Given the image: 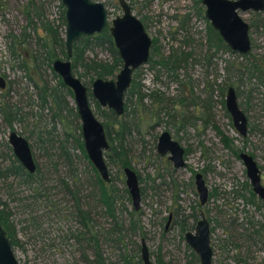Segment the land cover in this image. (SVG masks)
I'll return each instance as SVG.
<instances>
[{
  "label": "rangeland",
  "instance_id": "rangeland-1",
  "mask_svg": "<svg viewBox=\"0 0 264 264\" xmlns=\"http://www.w3.org/2000/svg\"><path fill=\"white\" fill-rule=\"evenodd\" d=\"M32 1L43 20L62 25L60 0H0V78L5 83V89L0 88V170L13 165L12 132L29 141L38 167L32 185L14 175L0 179V206L11 215L20 264H143L142 239L156 264H188L191 252L179 224L165 231V219L177 209L186 215L194 209L198 215L205 213L212 231L213 264H264V251L253 244L255 230L264 223V205L254 199L250 203L246 167L233 152L252 156L264 178V75L250 76L248 71L259 64L264 68V14L240 13L252 27V51L242 56L218 43L199 0H126L153 41L151 58L135 73L134 93L127 95L128 110L119 120L128 127L121 141L130 167L143 180L134 233L129 226L135 212L122 168L109 163L113 181L105 185L113 217L99 196L92 165L77 147L73 97L63 92L72 110L64 123L55 116V106L40 101L42 87H55L59 78L37 46L30 26L35 17ZM96 1L107 6L112 18L123 13L118 0ZM14 42L21 45L14 48ZM11 47L19 57L11 54ZM34 56L39 57L37 68ZM87 56L112 59L103 47ZM24 60L29 70L22 68ZM82 81L91 89L90 82ZM230 86L249 122L246 138L237 132L226 108ZM118 129L112 126L113 137ZM165 131L185 148V168L175 171L167 157H160L158 138ZM222 135L232 141L231 149ZM195 173H203L211 196L204 207L195 190ZM81 218L89 222V230Z\"/></svg>",
  "mask_w": 264,
  "mask_h": 264
},
{
  "label": "water",
  "instance_id": "water-1",
  "mask_svg": "<svg viewBox=\"0 0 264 264\" xmlns=\"http://www.w3.org/2000/svg\"><path fill=\"white\" fill-rule=\"evenodd\" d=\"M123 15L112 20L111 35L123 62V68L115 80L97 79L92 84V96L102 107L116 112L118 116L124 113V96L132 83L136 70L148 62L152 41L145 31L143 23L133 14L125 0H119ZM205 8V17L212 28L219 34L224 43L235 53L247 55L252 50L250 26L240 16V13L263 12L264 0H199ZM65 10V46L71 56L74 44L82 37H91L101 33L108 25V14L102 3L93 0H61ZM53 71L62 79L66 87L71 89L74 101L82 123V136L87 156L98 171L102 180L110 181L109 169L104 160V151L109 149L103 125L94 116L90 104L88 89L83 82L74 76L72 63L58 59L52 65ZM0 88L5 89V83L0 78ZM226 108L233 120L235 129L242 137L248 134V119L240 109L236 91L230 87L226 96ZM9 145L13 154L30 173L36 172V163L31 147L26 138L17 132H12ZM158 150L162 156L168 152L170 160L176 168L185 165L184 149L178 142L172 140L168 132L161 135ZM243 161L253 191L264 201V187L261 185L260 170L252 156L242 153ZM126 186L131 195L136 211L141 208V194L136 172L130 168L124 169ZM200 201L204 205L208 199L202 176H196ZM197 225L195 233L186 235V242L199 257L201 264H212L213 251L210 239V226L204 215ZM144 264H155L150 256L145 240L141 243ZM0 264H20L15 255L7 234L0 225Z\"/></svg>",
  "mask_w": 264,
  "mask_h": 264
},
{
  "label": "trees",
  "instance_id": "trees-1",
  "mask_svg": "<svg viewBox=\"0 0 264 264\" xmlns=\"http://www.w3.org/2000/svg\"><path fill=\"white\" fill-rule=\"evenodd\" d=\"M32 7V13H34L35 17L31 18L30 26H32L34 33L36 34V43L41 51V56L43 57L44 61L47 63L49 68L52 69L53 62L58 58H67L72 61V69L75 75H77L80 79L86 80V82L92 83L96 79H110L114 78L115 75L119 72V70L122 67V60L119 56L118 50L115 46L113 37L110 33V29L106 28L103 33L96 35L94 37H83L79 41H77L74 45L72 56L69 57L65 48V41H64V33H65V15H64V9L62 14V25L55 27L53 23L49 21L43 20L44 17H41L39 14L38 7L35 5V3L31 2ZM37 11V12H36ZM40 19V23H36L35 19ZM40 24V25H39ZM63 29V31H62ZM42 31L39 32V31ZM218 38V43L223 44L222 39L218 35L217 32L212 31ZM21 45V42L16 43L14 42V48L15 46ZM218 45V44H217ZM96 47H104L106 50L111 54L112 59L108 61L104 60H97V59H91L87 56V53L92 51ZM13 47H11V54L14 56L19 57V52L15 51ZM40 56V57H41ZM39 61V57L34 56L33 62L35 64V68L37 62ZM22 68L29 70V64L27 62H22ZM164 63L161 62L160 65H163ZM53 70V69H52ZM250 76H253V74L260 73L264 75V68L261 64H259L258 67H254L252 69H248ZM54 72V71H53ZM59 78V81L55 87H51L49 84H45L44 87L41 89L42 96L40 98V101L43 106L50 105L51 108L53 106L56 107V113L55 116L63 119L62 123H64V119L68 116L66 115V112L71 113L72 110L69 109V103L68 101L64 100V94L72 96V91L65 86L61 78L55 74ZM135 87V86H134ZM63 92H65L63 94ZM139 94V91L138 93ZM141 99H144L143 96L140 95V101ZM127 110V109H126ZM18 112V111H17ZM74 116L76 117L77 121L79 120L78 114L76 109L73 110ZM110 124H116L117 127H120L119 131L115 132V137L111 136V129ZM107 130L108 138L110 140V146L112 147V151L108 152L107 157H109L110 163L116 164L118 167H128L130 166V163L127 159L128 152L125 149L123 142L121 141L122 137L124 136V133L128 131V127L124 122L119 121V119L112 113L109 114L107 117V123L104 124ZM110 125V126H109ZM78 137H77V147L81 150L83 155L86 157L85 150H84V142L83 137L81 134L80 126L78 125ZM223 137V143L226 147L229 149L231 148L230 143L232 141L229 140L227 137ZM114 143V145H113ZM116 155V158L118 161H115L113 156ZM13 165L10 170L1 171L0 170V179L2 177L7 178V176L14 175L16 177L22 178V181L27 184V182H30L29 179L33 177V175L29 174L24 167L15 159L13 155ZM117 162V163H114ZM97 177V183L100 188L99 190V196L102 199L103 203L106 205L109 214L113 217H115L114 208L112 201V196L108 193V187L104 184V182L100 179L98 173L94 170L93 171V177ZM79 213L83 214L82 211H80L79 208H77ZM136 213H131V219H130V230L134 233L138 229L133 216H135ZM9 213L6 211V207L2 210H0V223L4 226L5 230L7 231V235L10 238V243L12 247H15L17 243L14 242V228L9 220ZM195 217V216H194ZM84 221L81 222L84 228L89 230V222L83 218ZM186 228L181 225V231L184 233ZM79 239V238H77ZM98 250V249H97ZM99 256V254H98ZM191 257L193 259H196V256L191 253ZM158 264H164L160 260L158 261Z\"/></svg>",
  "mask_w": 264,
  "mask_h": 264
},
{
  "label": "flooded vegetation",
  "instance_id": "flooded-vegetation-1",
  "mask_svg": "<svg viewBox=\"0 0 264 264\" xmlns=\"http://www.w3.org/2000/svg\"><path fill=\"white\" fill-rule=\"evenodd\" d=\"M94 2H98V3H102V2H99V1H96V0H93ZM126 1V0H125ZM60 2H61V0H60ZM126 3L130 6V4L126 1ZM104 6H105V9H106V12H107V14H108V25L106 26V28H109L110 29V33H111V27H112V20L113 19H115L116 17H118V16H116V17H113L112 18V16H111V14H110V12H109V10H108V8H107V6L104 4V3H102ZM118 4H119V6H120V8H121V5H120V1L118 0ZM203 6V5H202ZM131 7V6H130ZM64 9V8H63ZM131 9H132V7H131ZM121 10H122V8H121ZM122 12H123V10H122ZM132 12H133V10H132ZM253 12V11H252ZM205 13V12H204ZM255 14H264V11L263 12H254ZM134 14V13H133ZM64 15H65V10H64ZM122 15H123V13H122ZM122 15H120V16H122ZM206 18V17H205ZM139 19V18H138ZM140 20V19H139ZM141 21V20H140ZM66 22V21H65ZM144 25V24H143ZM250 26V25H249ZM254 26V25H253ZM65 27H66V23H65ZM105 28V29H106ZM144 28H145V26H144ZM251 26H250V31H251ZM104 29V30H105ZM213 29V28H212ZM103 30V31H104ZM214 30V29H213ZM103 31L101 32V33H103ZM145 31H146V29H145ZM215 31V30H214ZM216 32V31H215ZM101 33H99V34H101ZM99 34H95L94 36H96V35H99ZM148 34V33H147ZM250 34V33H249ZM219 35V34H218ZM94 36H91V37H94ZM150 37V36H149ZM83 38V37H82ZM221 38V37H220ZM151 39V38H150ZM114 40V39H113ZM64 41H65V33H64ZM151 41H152V39H151ZM223 41V40H222ZM115 43V42H114ZM223 43H224V41H223ZM75 45V44H74ZM152 46H153V41H152ZM152 46H151V48H150V55H149V59H148V62H149V60H150V58H151V51H152ZM65 48H66V46H65ZM96 48H98V47H96ZM104 48V47H103ZM73 49H74V47H73ZM95 49V48H94ZM106 49V48H105ZM118 50V49H117ZM66 51H67V49H66ZM252 51V50H251ZM72 53H73V51H72ZM118 53H119V51H118ZM235 53V52H234ZM68 54V53H67ZM237 54H239V53H237ZM241 55V54H240ZM248 55V54H247ZM69 56V55H68ZM71 56H72V54H71ZM71 56H69V57H71ZM120 56V55H119ZM242 56H246V55H242ZM58 59H62V60H67V61H70L71 63H72V61L70 60V59H67V58H58ZM58 59H56V60H58ZM55 60V61H56ZM97 60H99V59H97ZM147 62V63H148ZM54 63V62H53ZM146 63V64H147ZM146 64H144V65H146ZM53 65V64H52ZM143 65V66H144ZM142 66V67H143ZM142 67H140L139 69H141ZM122 68H123V62H122V67H121V69L119 70V72L115 75V77L114 78H110V79H103V80H115L116 79V77H117V75L120 73V71L122 70ZM53 69V68H52ZM138 69V70H139ZM138 70H136L135 72H134V74H133V77H132V83H131V85H130V88L127 90V92L125 93V96H124V113H123V115H121V116H118L117 114H116V112L115 111H113V110H111V109H109V108H107V107H102L100 104H99V102L97 101V100H95L94 98H93V96H92V84H93V82L95 81H93L92 83H90L91 84V89H89L87 86H86V84L82 81V79H80L77 75H75L74 74V72H73V69H72V72H73V74H74V76L75 77H77V78H79L82 82H83V84L87 87V89H88V96H89V104H90V108H91V110H92V112H93V114H94V116L96 117V119L103 125V127H104V131H105V135H106V138H107V141H108V145H109V149L108 150H106V151H104V160H105V162H106V166H107V168L109 169V175H110V181L109 182H105V181H103L102 180V178H101V176L99 175V173H98V171L95 169V167L92 165V163L90 162V160H89V158H88V156H87V153H86V151H85V154H86V159H88L89 160V162H90V164L92 165V173H93V171L95 170L97 173H98V175H99V177H100V179L104 182V184H110L113 180H112V177H111V171H110V161H109V157H107V154H108V152H110V151H112V147L110 146V140H109V138H108V134H107V130H106V127H105V125L104 124H106V123H103V122H101L100 120H99V118H98V116L96 115V113L94 112V109H93V107H92V102L91 101H94L95 102V104H96V107H97V109L98 110H100V113L104 116V118H106L107 119V117H108V115L109 114H114L119 120H120V118H122V117H124L125 116V114H126V112H127V110H128V106H127V103H126V99H127V95H129V94H133L134 92V89H135V73L138 71ZM56 74V73H55ZM101 79V78H100ZM62 80V79H61ZM97 80V79H96ZM230 87H233V86H230ZM229 87V88H230ZM228 88V89H229ZM234 88V87H233ZM235 89V88H234ZM71 90V89H70ZM236 91V90H235ZM228 92V91H227ZM73 93V92H72ZM137 94V93H136ZM236 95H237V93H236ZM143 97H144V95H142ZM73 99H74V96H73ZM142 100V99H141ZM240 107V106H239ZM104 109H107L108 111H107V113H109L108 115H106V110H104ZM127 109V110H126ZM241 109V108H240ZM242 110V109H241ZM76 111H77V107H76ZM77 114H78V111H77ZM245 114V113H244ZM78 117H79V114H78ZM78 125L80 126V130H81V134H82V123H81V119H80V117H79V120H78ZM111 125V126H110ZM109 126H110V129H111V136H112V126H118V125H114V124H110ZM248 130H249V122H248ZM116 131H119V129L118 130H116ZM115 131V132H116ZM165 132H168V131H165ZM238 132V131H237ZM164 133V132H163ZM162 133V134H163ZM169 133V132H168ZM239 133V132H238ZM161 134V135H162ZM170 134V133H169ZM11 135V134H10ZM125 135V134H124ZM161 135H160V137L158 138V144H157V151H158V153H159V155H160V157H162V158H164V157H167V161H168V163H169V166L171 167V168H173V170H175V171H177V170H180V169H183V168H185L186 167V160H185V158H186V150H185V148L184 147H182V145L178 142V141H176V140H174L173 139V137H172V135L170 134V136H171V138H172V140L173 141H175V142H178L179 144H180V146L184 149V151H185V153H184V156H183V159H184V162H185V165H184V167H182V168H176L175 167V165H174V162L173 161H171L170 160V157H171V154L168 152L166 155H164V156H162L161 154H160V152H159V150H158V145H159V142H160V138H161ZM248 135V134H247ZM241 136V135H240ZM10 137V136H9ZM83 137V136H82ZM113 137V136H112ZM247 137V136H246ZM246 137H243V138H246ZM29 142V141H28ZM223 142V141H222ZM30 144V143H29ZM113 145H114V143H113ZM11 147V146H10ZM30 147H31V145H30ZM232 148V147H231ZM230 148V149H231ZM84 150H85V147H84ZM13 151V150H12ZM31 152H32V154H33V151H32V147H31ZM233 152L240 158V156H241V154L242 153H245V152H238V151H236L235 149L233 150ZM114 154V153H113ZM114 156H115V154H114ZM114 156H113V158H114ZM14 157H15V155H14ZM33 158H34V155H33ZM15 159H17L16 157H15ZM241 159V158H240ZM254 159V158H253ZM255 160V159H254ZM17 161H18V159H17ZM34 161H35V159H34ZM19 162V161H18ZM243 162V161H242ZM256 162V161H255ZM20 163V162H19ZM35 163H36V161H35ZM257 163V162H256ZM21 164V163H20ZM22 165V164H21ZM257 166H258V164H257ZM125 168H130V169H132L130 166H128V167H122V171H123V174H124V169ZM259 168V167H258ZM25 169V168H24ZM26 170V169H25ZM133 170V169H132ZM260 170V169H259ZM27 171V170H26ZM28 172V171H27ZM38 172V167H37V164H36V172L34 173V174H31V175H33V177L31 178V179H29V181L30 182H27V184H34L35 183V176H36V173ZM29 173V172H28ZM30 174V173H29ZM137 174V173H136ZM201 175L202 176V178H203V181H204V184H205V186H206V188L208 189V187H207V185H206V182H205V178H204V175H203V173H195L194 174V185H195V190H196V193L199 195V192H198V186H197V182H196V176L197 175ZM124 176H125V174H124ZM137 176H138V174H137ZM161 178V177H160ZM260 178H261V185L264 187V178H263V176H262V173H261V171H260ZM125 179H126V177H125ZM138 180H139V188H140V194H141V202H142V194L144 193V189L142 188L141 189V183L143 182V180H141V178L138 176ZM93 181L95 182V183H97V177H95V174H94V177H93ZM26 184V183H25ZM98 184V183H97ZM125 184H126V180H125ZM193 185V186H194ZM250 185H251V182H250ZM107 186V185H106ZM176 186V188H177V185H175ZM126 189H127V186H126ZM143 190V191H142ZM126 192H128L129 193V191H128V189L126 190ZM108 193H109V190H108ZM249 193H250V196H251V198L249 199V201H250V203H253V199L255 200V201H259V202H261L263 205H264V201L253 191V188H252V185H251V187H250V190H249ZM109 195H110V193H109ZM129 195H130V193H129ZM238 196H239V194H238ZM130 197H131V195H130ZM210 195H209V189H208V199H207V201H206V203L204 204V205H202V203H201V201H200V205L202 206V207H204L207 203H208V201H209V199H210ZM199 199H200V196H199ZM257 202H256V204H257ZM262 205V206H263ZM4 208V206L2 207V206H0V210H2ZM263 208H264V206H263ZM133 209H134V207H133ZM141 209V208H140ZM6 211H7V208H6ZM8 212V211H7ZM134 212L136 213V212H138V211H136L135 209H134ZM9 213V212H8ZM182 213H185L184 212V210H180V212L178 211V209L176 210V212L175 213H173L172 211H170V213H169V215H168V218L167 219H165L166 220V226H165V231H169V229L171 228V226L172 225H178L179 224V226H180V230H181V225L182 226H184L185 228H186V230H185V232L183 233L182 231H181V233H182V236H183V240H185V242H186V235L188 234V233H195V231H196V228H197V225H198V223L200 222V221H202L203 220V218H202V215H204V217H205V219H206V221L209 223V221H208V219L206 218V215H205V213L203 212V211H201L200 212V214L198 215V213H197V211L194 209L193 210V212L192 213H190V214H188V215H186V214H182ZM81 214V213H80ZM11 216V215H10ZM179 216H183V218L181 219V221H180V223H178L179 221ZM195 216V217H194ZM10 218V217H9ZM82 219V218H81ZM82 221H84L83 219H82ZM82 221H80V223L82 222ZM11 222V221H10ZM0 225L3 227V229L5 230V228H4V226L0 223ZM209 226H210V239H211V234H212V231H211V225H210V223H209ZM262 229H264V223L259 227V228H257V230H255V234H254V242L255 243H253L254 244V247H257V249H259V251H261L262 252V250L264 251V237L263 238H261V236H262ZM5 232H6V234H7V231L5 230ZM7 237H8V235H7ZM8 239H9V241H10V238L8 237ZM142 240H145V239H142ZM146 242V241H145ZM141 243H142V241H141ZM186 244H187V242H186ZM147 245V244H146ZM187 246H188V248H189V250H190V252L191 253H193L195 256H196V259H193L192 257H191V253H190V258H191V261H189V263L188 264H194V263H196V264H201V262H200V259H199V257L195 254V252L191 249V247L187 244ZM211 247H212V240H211ZM141 250H142V248H141ZM212 251H213V247H212ZM151 256V255H150ZM152 258V257H151ZM257 258H260L258 255H257ZM213 259H214V251H213V258H212V264H213ZM141 260H142V262H143V259H142V252H141ZM153 261V260H152ZM161 261V260H160ZM154 262V261H153ZM162 262V261H161ZM155 263V262H154ZM163 263V262H162ZM144 264V263H143ZM156 264V263H155ZM157 264H158V262H157Z\"/></svg>",
  "mask_w": 264,
  "mask_h": 264
}]
</instances>
